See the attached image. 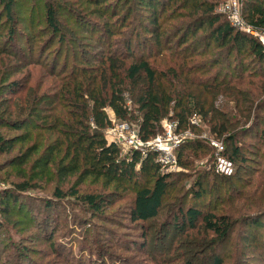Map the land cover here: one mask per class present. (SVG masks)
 <instances>
[{"label":"trees","instance_id":"1","mask_svg":"<svg viewBox=\"0 0 264 264\" xmlns=\"http://www.w3.org/2000/svg\"><path fill=\"white\" fill-rule=\"evenodd\" d=\"M29 1L0 0V20H4L0 29V83H8V98L0 97V127L20 133L13 138L0 135V154L12 153L18 144L32 143L17 149V155L8 161V167L19 169L15 190L26 193L44 179L55 178V200L75 197L97 215L102 213L108 198L80 194L75 188H69L65 195L59 185L75 183L78 187L91 178L118 189L132 188L128 219L134 224H146L134 252L149 264H225L232 258L237 264L242 263L239 260L246 257L244 251L240 246L231 247L233 216L230 211H223L233 198L242 202L240 210L251 209V213L241 216L239 222L248 231H239L238 239L244 247H259L263 255L260 230L264 229V211L258 210L259 199L255 200L256 192L250 190L257 173L247 174L251 169L244 168L249 160L244 156L241 139L249 137L264 148V48L259 40L264 37V0L240 2L242 20L256 36L233 27L217 11L227 0H88L103 7L102 23L80 19L59 0H45L41 8L33 4L23 7L22 3ZM15 7H20L19 14L24 17L20 21L16 19ZM75 18L80 19L79 27L91 33L100 56L84 52L88 54L84 57L66 47L71 43L66 33L68 23ZM115 37H120L119 42H114ZM118 43L119 48L115 46ZM47 51L51 55L45 58ZM164 56L168 58L161 64ZM33 67L40 72L31 85ZM23 71V82L15 79ZM140 80L144 84L135 97L137 108L132 110L128 96ZM165 118L175 122L177 134L196 135L175 150L176 164L182 172L165 173L158 153L124 149L106 139V132L115 123H126L135 125L143 143L150 142L162 135ZM197 121L207 125L216 140L222 139L221 155L238 165L232 176L216 172L215 149L197 136L201 135L197 133ZM203 158L211 162L215 174H211V181L210 174L209 180L200 174L202 179L194 181L187 195L202 208L193 204L185 208L184 198H176L177 213L158 223L164 203L178 182L187 178L183 171ZM263 158L264 153L262 167ZM242 172L250 180H243ZM206 187L213 194L207 195ZM255 187L256 191H264V168L258 173ZM1 200L4 213L11 214L8 203H17V198L4 193ZM59 219L57 214L58 226ZM72 223L75 224L73 219ZM73 224L68 226L72 234L76 231ZM66 225L65 221L62 227L65 229ZM79 234L80 241L72 236L71 247L86 243L79 252L91 255L84 262L82 255L76 254L72 263L131 264L120 258L113 262L112 255L96 239H90L87 228ZM7 239L12 244L10 237ZM176 239L177 243H173ZM117 244L111 248L130 252ZM202 246L207 247L209 263L201 262L196 254ZM71 247L57 245L54 250L65 264L72 261L66 256L69 251L73 253ZM202 249L199 253H203ZM26 252L19 251L17 260L28 262ZM92 257L97 261H91Z\"/></svg>","mask_w":264,"mask_h":264},{"label":"rangeland","instance_id":"2","mask_svg":"<svg viewBox=\"0 0 264 264\" xmlns=\"http://www.w3.org/2000/svg\"><path fill=\"white\" fill-rule=\"evenodd\" d=\"M45 0H30L27 3H22L23 7L24 4H29L36 7L41 8L43 5L42 3ZM58 1V0H56ZM113 2V1H112ZM59 4L63 5L66 4L67 7H70L73 9L77 15H80V19L83 20H89L90 22H96V23H102L104 22L103 19L100 17V13L102 12L101 8L99 6H95L92 4V2L88 0H59ZM114 4H110V7ZM26 9V7H25ZM16 15V19L18 21L21 20L23 16L19 14L20 7L14 8ZM88 10V11H87ZM239 13L241 14V10H239ZM0 14H2L1 11V4H0ZM21 14H26L25 12H21ZM21 17V18H20ZM38 17V18H37ZM24 18V17H23ZM75 18V20H71L68 23V30L67 35L69 39H71V43L69 45H66V47H70L71 50H74L76 52H81L84 57H87L88 54H85L86 52L93 55V56H100L101 53H98L97 49L99 48L96 44V41L92 40V35L90 32L86 31L85 29H82L79 27L78 24H80V19ZM39 16L38 14H35V21L38 22ZM4 20H0V29L2 28ZM76 22V25H75ZM77 26V27H76ZM44 25H41V28H43ZM90 31V30H89ZM120 37H115L113 40L114 42H119ZM2 39V38H1ZM39 39V38H38ZM46 37H43L41 40L43 43H45ZM40 41V40H39ZM75 42V43H74ZM117 48L120 47L119 43L115 45ZM56 48V45L53 47ZM53 50V49H52ZM50 52V51H49ZM48 51L45 53V58L50 54ZM85 52V53H84ZM52 53V52H51ZM51 55V54H50ZM168 57L164 56L162 58L163 61H161V64H164L166 62V59ZM32 77L33 80L31 81V85H34V79L36 78L37 74L40 72L37 68H32ZM2 71V69H1ZM0 71V72H1ZM3 72V71H2ZM18 75L15 77V79L21 80L20 78L22 75ZM1 75V74H0ZM1 82V79H0ZM48 83V82H46ZM5 86H4V85ZM144 84V80H140L136 84L133 85L130 97L128 96L129 101V107L132 110H136L137 106L135 103V97L139 94L138 92L141 91L142 85ZM0 85H3L0 87V97L3 99H7V86L8 83H0ZM232 106V104H229ZM110 114V113H109ZM134 114L137 116V112L135 111ZM111 115V114H110ZM262 118H264V111L261 112ZM175 122L169 121L168 118H165L162 121V135L167 136L168 127L172 126ZM115 123L114 126L117 128L118 125H124ZM197 124L199 125L197 129L198 134L201 133L199 136L200 140H204L205 142L209 143L210 146L214 148L212 143H217L218 145L224 147V143L222 139L216 140L214 138L210 131L209 127L207 125L202 124L201 122L197 121ZM129 126V129L135 130L136 127L133 124L130 126L129 124H126ZM261 125V124H260ZM262 126L264 127V121L262 122ZM165 128V129H164ZM172 136H173V128L170 130ZM20 133L15 132H9L5 128L0 127V135L5 138H13L15 136H19ZM107 134V133H106ZM105 134V135H106ZM160 135V136H162ZM182 136V142L185 140H190L196 138V135L191 134L189 132H186L181 135ZM106 139L108 142H111V138L106 135ZM243 146H244V156L249 160L247 164L244 165V168L247 170L251 169L247 174L250 173H257L256 176H253V183L250 188V190L253 192H256L255 200L259 199L256 202H259L261 204V207L258 210H261L260 212L264 211V191L257 190L255 187V181L258 176L259 172H262V169L264 166L261 165V156L264 153L263 146L260 147L258 145L257 141H252L249 139V137H243L242 139ZM125 143V142H124ZM32 143L28 142L24 145H17V149L19 148H26L27 146H30ZM257 145V147H256ZM17 149L13 151L10 154H0V249L4 246L2 252H0V264H65L63 262V257H57L56 252L54 251L57 247V245H62L65 249L68 247H71L70 241L73 236V238H77L76 241L81 240V234H79V231L83 228H87L89 230V237L90 239H96L98 244L103 246L105 250L108 252V254L112 255L113 262L120 258V261L126 260L127 262L131 264H149L146 260H142L145 257H141L138 253L134 252L135 247L137 244L141 243L142 240V232L145 228L146 224H134L129 221L128 219V212L130 210L131 200H132V188H121L118 189V187H115L114 185H106L105 181L103 180H94L91 178H88L83 184L79 185L78 187H75L73 184V179L71 180V185H59L62 186L61 189L64 191L65 195L69 193V188H75L79 191L80 194H96V195H103L105 198L109 199V202H107L106 206H104V209L102 213H98L95 215L90 210H88L87 206L83 204V202L78 201L75 197H65L61 200H55L56 198L53 195V191L56 185H58L55 178H50L47 180H43L41 182V185H39L37 188H33L32 190L26 192V193H18L13 184L18 182V178L16 176L19 169H16L14 167H8V161L11 160L13 156L17 155ZM221 149V148H220ZM218 149V150H220ZM42 150V148L40 149ZM126 151V150H125ZM41 151L38 152V154H34L32 156V160L36 159ZM264 163V158H263ZM234 166V172L238 168L237 164H233ZM21 170V169H20ZM246 170V171H247ZM25 171H28V168L25 169ZM182 172L181 169L174 168L172 170V173H178ZM186 173L183 180L178 182V186H176L175 190L172 191V194L170 196L169 201H166L164 204V210L160 214L159 218L157 219V222L161 223L165 219L170 218V214L176 212L177 213V206L179 203L176 198H184L185 202V208L188 206L197 205V207L202 208V205L199 203H192L189 199L188 193L190 190H192L194 186V181H196L200 177V174H205V178L209 180V174H210V181L212 180L211 174H215L213 170V166L211 165V162H208L207 159L203 158L194 163V166L191 169H188L186 171H183ZM233 175V174H232ZM231 175V176H232ZM243 176V177H242ZM229 177V176H225ZM241 177L243 180H250L249 177L245 173H241ZM252 178V176H251ZM72 186V187H71ZM173 190V189H172ZM181 190V191H180ZM207 195L210 196V192L212 193L211 189H208L206 187ZM14 195L15 198H17V203H13V201H10L9 204V210L13 211L11 214L4 213V204L2 203V197L3 195ZM215 194V193H214ZM182 196V197H181ZM204 197V200L202 202L206 201V197ZM4 200V199H3ZM11 200V199H10ZM57 201V202H56ZM180 201V200H179ZM57 204V205H55ZM229 204V205H228ZM242 202L240 201H234L232 198V201L230 200L229 203H226V207H224L223 211H230L229 214L233 216L234 222H235V232L232 237V245L233 248L235 246H240V249L244 251V254L246 257L242 258V263L240 264H264V254L261 255V249L254 248L251 244L244 247L242 245V241L238 239L237 235L239 234V231L243 230L248 231L247 226H242V224L239 222L241 219V216L246 213H251V209L248 210H240ZM48 205H51L48 210H46V207ZM15 207V208H14ZM14 208V209H12ZM222 210V208H221ZM21 211V213H20ZM258 212V211H256ZM58 214L59 220L61 224L58 226L57 223H55L56 215ZM16 215V216H12ZM22 215V216H21ZM72 219L74 220L75 224L72 223ZM67 222L66 228L64 229L62 227L64 222ZM73 224L74 225V233L72 234L71 231L68 230V226ZM80 224V225H79ZM55 225L57 227V230L55 228ZM54 228V229H53ZM73 228V226H71ZM72 234V235H71ZM75 234H79L76 236ZM260 234L262 238V241L264 242V229L260 230ZM54 236L53 239H51V236ZM8 237H10L12 244H10V241H8ZM70 239V240H69ZM69 240V241H68ZM112 241V243H109L108 241ZM169 241V240H167ZM178 239L174 240L173 243H177ZM114 243H118V246H122L123 248H129V251L124 250H118L115 247ZM86 243L82 244H76L73 245L70 249H72L73 253L70 251L67 253V258L71 259L69 264H75L72 263L75 260L76 254H81L83 257L82 261L86 262V259L89 258L91 254L79 252L80 248H83ZM82 245V247H81ZM14 247V248H13ZM202 249L203 253H199L200 249ZM207 247L202 246L197 249L199 254L198 258L200 261H205V263H209L207 256L205 255V250ZM20 251V253L23 254V251L28 250L26 252V257L28 259V262L25 260L18 258L17 254ZM206 256V257H205ZM88 257V258H87ZM93 260L91 261H97L96 257H92ZM95 264H99V262H96ZM225 264H237L235 259L232 258L230 260H227Z\"/></svg>","mask_w":264,"mask_h":264},{"label":"built area","instance_id":"3","mask_svg":"<svg viewBox=\"0 0 264 264\" xmlns=\"http://www.w3.org/2000/svg\"><path fill=\"white\" fill-rule=\"evenodd\" d=\"M241 0H227L218 6L217 11L226 16L229 23L243 32H250L245 26L240 10ZM256 36L254 33L250 32ZM264 48V37L259 38ZM196 123V122H195ZM114 126L108 130L106 135L111 138L110 143H115L122 146L124 149L131 148L133 150L142 151L143 153L148 149L149 151L158 153V162L162 165L165 173H170L174 168H178L176 164L175 150L182 143V136L177 134L175 123L168 127L167 136L162 135L156 137L150 142L143 143L137 136L135 130L129 129L126 124ZM173 128V136L170 130ZM165 129V128H164ZM125 142V143H124ZM216 149L215 170L217 173L224 176H231L234 173L233 164L221 155L223 147L217 143H212ZM221 148V149H220ZM220 149V150H218Z\"/></svg>","mask_w":264,"mask_h":264}]
</instances>
